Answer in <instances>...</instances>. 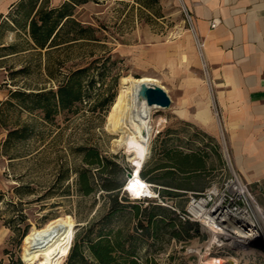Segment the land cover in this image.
<instances>
[{"label":"rangeland","instance_id":"obj_1","mask_svg":"<svg viewBox=\"0 0 264 264\" xmlns=\"http://www.w3.org/2000/svg\"><path fill=\"white\" fill-rule=\"evenodd\" d=\"M67 29L75 31L69 36L76 39L52 48L27 51L0 73L2 80H7L0 81V88L56 91L60 83L81 70L76 80L83 89V98L69 109L55 111L51 119L45 117L43 108L31 110L7 99L0 100L3 110L0 111V123L3 122L0 124V259L5 262L12 255L24 260L25 238L20 246L17 241L25 230L64 217L75 224V234L56 264L67 263L80 227L96 215L104 202L100 197L95 202L93 196L77 192V171L84 168L97 171L96 166L86 161L89 148L96 147L110 160L127 163L126 167L133 172L135 169L125 148L118 144L117 139L123 133L110 125L113 107L121 93L122 77L161 78L162 72L146 64L145 46L158 40L173 43L188 31V25L181 0H87L74 6ZM22 66L28 69L13 73L16 69L12 67ZM200 70L203 74L202 67ZM165 110L152 109L154 131L150 147ZM26 123L34 128L33 134L8 146V154L13 158L2 154V142L9 129ZM190 132L196 136L188 146L191 151L170 154V164L176 170L168 171L165 179L189 186L191 191L168 190L165 197L159 194V197L136 198L125 190L143 207L161 202L173 213L157 210L156 220L160 221L151 225L142 237L136 234L138 220L131 208L115 215L110 226L122 229L123 235L135 234L133 241L147 264H207L213 257L221 258L220 264H264V237L248 244L235 242L228 233L214 239V231L190 212L191 206L203 198L208 200L207 210L214 209L221 198L216 187L222 188L231 172L236 171L248 183L264 218L257 194L234 160L223 129L219 137L196 128ZM44 260L40 257L34 262H24L42 264Z\"/></svg>","mask_w":264,"mask_h":264},{"label":"crops","instance_id":"obj_2","mask_svg":"<svg viewBox=\"0 0 264 264\" xmlns=\"http://www.w3.org/2000/svg\"><path fill=\"white\" fill-rule=\"evenodd\" d=\"M68 1L0 0V73L11 67L10 62L16 63L22 54L36 49L30 35L36 13L61 8ZM186 2L206 40L212 89L201 73L202 62L189 29L173 43L158 40L145 46L146 64L162 72L161 78L151 77L165 87L172 104L161 113L142 168L145 176H141L156 192L191 191L189 186L165 179L168 171L176 170L170 164V154L191 151L188 146L196 136L190 129L214 137H219L223 129L234 160L264 210V0ZM0 81L7 80L0 75ZM12 90L17 88H0V100L8 99ZM101 157L98 171L106 163L107 156L101 153ZM122 165L126 167L127 163ZM125 180L123 189L129 181L128 173L122 175V183ZM154 204L167 207L161 202ZM159 221L155 219L151 225Z\"/></svg>","mask_w":264,"mask_h":264},{"label":"trees","instance_id":"obj_3","mask_svg":"<svg viewBox=\"0 0 264 264\" xmlns=\"http://www.w3.org/2000/svg\"><path fill=\"white\" fill-rule=\"evenodd\" d=\"M85 1L87 0H70L61 8L40 9L32 19L30 29V35L37 45L36 48H52L76 39H70L69 34H73L75 31L68 30L67 26L72 22L74 6ZM66 17L67 19L60 26ZM27 69V66H22L13 73L19 74ZM80 74L81 70L75 72L68 80L60 83L56 91L51 88L38 91L12 90L6 101L31 110L43 108L45 117L51 119L55 111L60 108L69 109L83 98V89L76 80ZM27 98L31 99L32 104L28 102ZM0 111H3L2 108ZM0 124L3 125V122ZM33 132L34 128L27 123L9 129L7 137L2 142L1 153L8 154L7 149L12 142L28 138ZM8 156L9 158L14 157L10 154ZM102 159L101 153L96 147L89 148L86 158L88 164L98 167V163L101 162L102 165ZM129 171L131 170L124 167L122 163L109 158H106L105 165L99 171L93 172L88 168L77 171V192L83 196H93L95 202L100 197L104 202L97 209L96 215L88 219L87 224L80 227L66 264H147V260H143V257L140 256L137 244L133 241V238L136 237L135 234L123 235L122 229L116 230L115 227L110 226L112 220L115 215L131 208L138 220L135 227L136 234L142 237L149 232L151 222L157 218V210L168 214L173 212L168 207L156 204L143 207L139 200H132L123 189L126 180L124 183L121 181L122 175ZM141 175L145 176L144 170L141 171ZM159 194L166 196L165 192H159ZM140 230L141 232H139ZM28 233L29 231L25 230L20 235L17 245H21L23 238ZM175 235L179 236L180 234L175 233ZM6 253L9 251L6 250ZM0 264H25V262L20 256L12 255L8 262L0 259Z\"/></svg>","mask_w":264,"mask_h":264},{"label":"bare ground","instance_id":"obj_4","mask_svg":"<svg viewBox=\"0 0 264 264\" xmlns=\"http://www.w3.org/2000/svg\"><path fill=\"white\" fill-rule=\"evenodd\" d=\"M156 81V78L147 75L139 78L124 75L119 100L114 105L110 117V125L116 131L123 133V136L117 139L118 144L125 148L135 167L134 176L130 178L125 189L136 198L143 195L156 196L150 184L141 176V170L149 155L150 139L154 131L152 109L158 106L149 105L138 95L142 82L156 83ZM207 204V199H200L191 206L190 212L214 231V239L224 233L233 236L235 242L247 244L253 239L263 238L264 233L256 229L254 221L245 210L226 209L221 203H218L214 209L207 210ZM74 234L75 224L64 217L53 219L40 228L33 227L24 239V260L34 262L37 258L44 257L42 264H56L65 253ZM221 262V258L213 257L207 264Z\"/></svg>","mask_w":264,"mask_h":264},{"label":"built area","instance_id":"obj_5","mask_svg":"<svg viewBox=\"0 0 264 264\" xmlns=\"http://www.w3.org/2000/svg\"><path fill=\"white\" fill-rule=\"evenodd\" d=\"M181 1L185 14V21L188 25V29L193 35L197 51L202 62L204 77L210 88L212 89L210 65L206 52V40L200 34L197 28L196 18L190 9V6L186 2V0ZM216 24V22H213V26H216ZM150 186L153 189V186L151 184ZM216 189L217 195L221 196L219 203L225 206L226 209L235 211L245 210V212H247L250 218H252V220L254 221L256 229L264 233V220L259 213V206L255 201L254 195L252 194L248 183L242 178L239 173H237L236 171H232L224 186H222V188L216 187ZM154 192L156 194V197H159V192H156L155 190Z\"/></svg>","mask_w":264,"mask_h":264},{"label":"water","instance_id":"obj_6","mask_svg":"<svg viewBox=\"0 0 264 264\" xmlns=\"http://www.w3.org/2000/svg\"><path fill=\"white\" fill-rule=\"evenodd\" d=\"M138 95L141 99H145L149 105L167 108L172 104L170 94L159 84L142 82L138 90ZM133 176V171L128 172L129 180Z\"/></svg>","mask_w":264,"mask_h":264}]
</instances>
